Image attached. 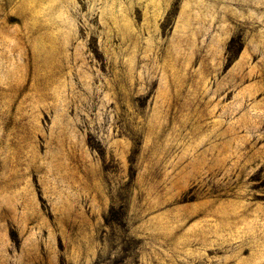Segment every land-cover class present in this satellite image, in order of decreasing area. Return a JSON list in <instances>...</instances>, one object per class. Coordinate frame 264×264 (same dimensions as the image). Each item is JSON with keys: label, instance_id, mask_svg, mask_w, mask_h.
I'll use <instances>...</instances> for the list:
<instances>
[{"label": "rangeland", "instance_id": "1", "mask_svg": "<svg viewBox=\"0 0 264 264\" xmlns=\"http://www.w3.org/2000/svg\"><path fill=\"white\" fill-rule=\"evenodd\" d=\"M0 264H264V0H0Z\"/></svg>", "mask_w": 264, "mask_h": 264}]
</instances>
